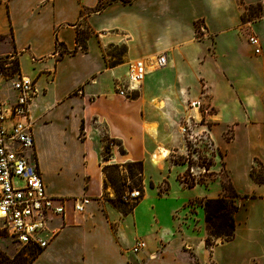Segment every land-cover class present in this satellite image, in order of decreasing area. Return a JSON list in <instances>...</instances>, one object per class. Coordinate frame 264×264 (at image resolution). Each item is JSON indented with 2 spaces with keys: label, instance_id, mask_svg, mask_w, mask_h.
<instances>
[{
  "label": "crops",
  "instance_id": "0c3cea01",
  "mask_svg": "<svg viewBox=\"0 0 264 264\" xmlns=\"http://www.w3.org/2000/svg\"><path fill=\"white\" fill-rule=\"evenodd\" d=\"M263 8L264 0H0V60L15 59L18 74L35 83L34 161L46 193L66 199L49 244L26 264H264V182L250 174L264 151L250 152L242 171L229 161L241 141L257 143L253 134L264 145V16L254 20ZM250 34L261 40L259 54ZM161 54L167 64L157 69ZM134 59L148 73L124 98L115 84L127 79ZM202 101L238 193L232 237L209 249L203 207L195 220L186 211L191 200L221 198L218 183H179L177 204L169 193L171 178L186 167L169 159L185 146L166 122L202 118L189 107ZM109 141L115 145L107 149ZM133 162L142 165V196L124 213L109 201L117 183L106 168L121 176ZM83 195L92 200L77 213L72 198ZM140 239L145 246L133 252Z\"/></svg>",
  "mask_w": 264,
  "mask_h": 264
},
{
  "label": "built area",
  "instance_id": "2783aa9c",
  "mask_svg": "<svg viewBox=\"0 0 264 264\" xmlns=\"http://www.w3.org/2000/svg\"><path fill=\"white\" fill-rule=\"evenodd\" d=\"M262 16L264 8L254 20ZM247 40L253 53L259 54L261 40L254 34ZM153 61L157 69L167 64L165 54L155 56ZM147 73L144 60L129 61L127 79L115 84L118 94L124 98L132 97ZM36 94L35 83L28 76L18 73L9 76L0 72V253L3 243L35 250L45 248L57 229L54 221L62 218L66 210V199L46 193L41 172L34 161L29 108ZM113 145L109 142V146ZM126 179L128 185L130 181ZM139 196L140 191L127 189L122 199L134 201ZM91 200L87 195L72 198L74 211L82 213ZM144 246L143 240H137L132 251L138 252Z\"/></svg>",
  "mask_w": 264,
  "mask_h": 264
},
{
  "label": "rangeland",
  "instance_id": "374dc122",
  "mask_svg": "<svg viewBox=\"0 0 264 264\" xmlns=\"http://www.w3.org/2000/svg\"><path fill=\"white\" fill-rule=\"evenodd\" d=\"M115 51L118 55L117 58H120L124 48L118 46ZM3 61L4 63L0 62V72L9 76H14L16 73H18L15 59H3ZM189 107H196V109L193 111L196 112V110H199V112L202 114V118L199 116L194 119L189 114H185L175 117V122L171 125L168 123V121L166 122V129L173 131V133L179 137L185 146V152H183L182 155H175L174 153L169 157L171 161L184 164L186 167L182 173L177 174V181L173 177L171 178V187L169 189V193L171 196H174L172 198L174 203L172 204L179 203L184 196V189L181 190V188L177 186L179 183L183 185V187H192L196 184L210 185V183L213 182L211 189H213L215 184L218 183L221 197L226 195L231 196L235 193L238 195L236 189L228 179V173L224 161V152L216 149L214 146V143L211 140L208 132L210 129V123H208L203 117L206 112H211L208 109V104H206L204 101L198 105H195V103H189ZM182 129H185V132H182ZM224 136L229 140L232 137V131L228 130ZM252 138L254 141H257V143H255L253 146L245 147L246 142L241 141L239 144L240 148H236L230 153L229 161L232 165V168L242 171L243 167H245V165L248 163V155L250 152L262 153L264 151V145L258 144L259 137L256 134H253ZM160 156L161 154L159 157L157 155V158L160 159ZM251 165L252 168L250 170V174L252 179L258 182H264V163L261 162L259 165L254 159V162L252 160ZM132 169L133 176L128 175V166L125 171L126 173L123 172L121 176L116 175V168H106V172L111 178L115 179L116 177L117 179V189H115V193L117 192L118 195L122 194L123 196L127 189H136L140 191V196L137 199L139 200L142 196V180L141 176L138 174V170H136L135 167H132ZM121 178L123 181L122 187L120 183ZM126 178L130 179L128 185H126ZM224 187H226V191H224ZM227 200L229 202H234L236 205L237 197H229ZM203 201L204 200L199 199L191 200L187 204L188 209L186 214L195 220L196 217L194 215L196 213L197 207L202 205ZM133 203V201H125L126 207L131 206ZM170 206L171 204H166V212ZM169 219L170 217H168L166 214V222L170 223ZM194 227L196 228V226ZM206 229V239H208L214 245L215 242L222 241L224 236L218 235L217 237H212L210 234L213 232H217L219 234L220 232L227 231L228 226L224 219L220 218L212 220L211 224H206ZM214 229L216 230L214 231ZM1 247L2 251L0 253V264H26L37 253L33 248L22 247L14 244L3 243Z\"/></svg>",
  "mask_w": 264,
  "mask_h": 264
},
{
  "label": "trees",
  "instance_id": "16d2710c",
  "mask_svg": "<svg viewBox=\"0 0 264 264\" xmlns=\"http://www.w3.org/2000/svg\"><path fill=\"white\" fill-rule=\"evenodd\" d=\"M16 62V66L18 69V64L17 61ZM112 142V141H109ZM109 142L106 145V148L108 149L109 146ZM129 167V171H128V175L133 176V169L132 167H135L136 170H138V174L141 176V170H142V165L141 162H133V163H129L126 165ZM115 168V167H114ZM130 177V176H129ZM108 179L112 180L114 182V185L117 182V179L115 177L111 178L108 175ZM120 183H121V187L123 186V181L122 178L120 179ZM117 189V187H116ZM224 191H226V187H224ZM115 197L111 200H109L113 205L117 206L118 208H120L124 213L130 212L132 210V208L135 206V204L137 203V199L134 200L133 204L129 207H126L125 201L122 199V194L118 195V193H115ZM238 195L235 193L234 195L231 196H224L221 198H217V199H206L203 201V204L201 205L204 209V213H205V222L206 224H211L212 220L215 219H220L223 218L225 223L228 226V230L224 231V232H220L219 234L217 232H213L212 234H210L212 237H217L219 236H224V239H230L233 235V229H234V220H233V213L236 211L237 209V205L234 204V202H229L227 199L229 197L234 198L237 197ZM216 229H214L215 231ZM205 245L207 248H210L213 244L212 242H210L208 239L205 240ZM36 252H39V250H36Z\"/></svg>",
  "mask_w": 264,
  "mask_h": 264
},
{
  "label": "clouds",
  "instance_id": "9594fccd",
  "mask_svg": "<svg viewBox=\"0 0 264 264\" xmlns=\"http://www.w3.org/2000/svg\"><path fill=\"white\" fill-rule=\"evenodd\" d=\"M246 99H247V103H248L249 105L255 103V97H254V96H249V97H247Z\"/></svg>",
  "mask_w": 264,
  "mask_h": 264
},
{
  "label": "bare ground",
  "instance_id": "6f19581e",
  "mask_svg": "<svg viewBox=\"0 0 264 264\" xmlns=\"http://www.w3.org/2000/svg\"><path fill=\"white\" fill-rule=\"evenodd\" d=\"M167 152L166 151H164V154H166Z\"/></svg>",
  "mask_w": 264,
  "mask_h": 264
}]
</instances>
